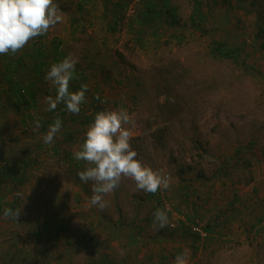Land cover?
<instances>
[{"label": "rangeland", "instance_id": "rangeland-1", "mask_svg": "<svg viewBox=\"0 0 264 264\" xmlns=\"http://www.w3.org/2000/svg\"><path fill=\"white\" fill-rule=\"evenodd\" d=\"M56 3L63 14L61 23L16 55H0V146L38 140L47 146L43 137L57 115L46 111L45 97H54L56 91L45 75L58 58L60 62L71 55L78 59L79 78L74 85L86 84L88 92L78 115L65 108L58 116L62 127L53 145L64 142L70 152L79 149L96 113L124 108L134 114L130 144L136 159L168 175L170 186L151 194L122 179L104 197L103 210L89 204L92 182L79 183L88 193L83 199L56 197L48 207L26 193L16 203L22 212L16 219L19 230H10L16 228L10 221L9 229L0 231V264H50L63 256L74 264H89L90 257L97 255V245L99 251H113L112 240L127 229L140 227L137 236L152 239L153 231L159 233L151 226L158 207L167 208L169 220L159 231L183 244L180 249L187 264H264V0ZM157 11L160 14L153 17ZM165 11H174V18ZM115 12L119 24L112 31ZM197 13L202 15L200 22L193 20ZM216 42L238 51L230 59L221 58L213 52ZM56 45L61 55L57 59ZM39 49L45 56L40 60L47 64L40 77L31 78L20 69L11 76L18 86L27 88L35 82L31 86L41 127L33 131L36 121L24 124L22 111L14 113L5 102L12 94L2 75L10 73L9 63L16 56L33 65ZM88 98L96 100V107L91 106L93 101L87 104ZM54 158L50 161L60 156ZM8 161L7 153L0 150V171L7 170ZM58 178L54 185L59 196L80 187L67 177ZM13 186L3 182L0 188L7 191ZM1 196L3 217L5 208L16 209L8 195ZM63 207L65 219L54 215L50 224L64 223L62 228H49L50 222L40 220L47 219V211ZM148 221L150 226L145 224ZM194 222L208 228L205 240L190 233L188 227ZM143 227L152 233L144 235ZM77 243L88 252H72Z\"/></svg>", "mask_w": 264, "mask_h": 264}, {"label": "clouds", "instance_id": "clouds-1", "mask_svg": "<svg viewBox=\"0 0 264 264\" xmlns=\"http://www.w3.org/2000/svg\"><path fill=\"white\" fill-rule=\"evenodd\" d=\"M62 21L63 14L56 0H0V55H16L31 40L46 35ZM77 63L78 59L69 55L50 66L45 80L56 94L54 97H45L46 111H54L63 104L69 113L79 114L86 100L88 86L82 83L79 91L69 90L70 82L79 78L76 76ZM95 98L100 99L98 95ZM135 126L134 114H129L124 108L100 111L88 126L83 144L74 153V159L89 165L77 175L83 183L92 182L91 206L103 210L107 206L104 197L118 188L125 178L134 181L138 191L151 194L170 186L169 177L136 159L137 152L130 144ZM40 127V121L36 120L33 131ZM61 127L62 121L57 117L44 135V143H52ZM20 214L21 209H4L6 218L16 220ZM168 223L166 211L157 209L153 213L154 230H160ZM174 264H187V255H177Z\"/></svg>", "mask_w": 264, "mask_h": 264}, {"label": "crops", "instance_id": "crops-1", "mask_svg": "<svg viewBox=\"0 0 264 264\" xmlns=\"http://www.w3.org/2000/svg\"><path fill=\"white\" fill-rule=\"evenodd\" d=\"M18 57L16 56L14 58V64H16V59ZM88 100L87 104L94 101L89 98ZM95 105L96 103L91 106L96 107ZM63 139L65 140V138ZM42 144L43 143L40 142V147L38 146L39 148L36 143L23 146L16 143V145H9L7 148L0 146V150L6 152L9 158L7 170L0 171V185H2L3 182H11V184L14 185L13 187L8 188L7 191L4 190V187L3 189L0 188V206L4 198V196L1 195H8V197L13 201V206L16 210L19 209V206H17L16 203L19 204V201L24 199L26 196H31L36 200H43V204H46L47 207L49 206V203H52L51 200H54L56 197L58 199L62 198L64 201H68V199L71 201H79L81 198L83 199V196H88V193H84L81 190L82 186L80 184L82 182L79 180L77 175L78 172L86 170L88 166H85V163H82V161H76V159H74V153L80 150V148H75L72 152H70L69 147H67L64 142H60L56 146L53 145V142L47 144V146ZM56 155L60 156V159L50 161V159H55L54 157H56ZM4 156H6V154ZM56 171L60 174L57 175ZM58 177H67L69 183H80V187H74L75 189L72 191L66 190V192H64L66 195L59 196L61 194H55L57 189H55L54 185L59 183ZM28 187L29 191H27ZM17 193L20 195H17ZM26 193H28V195H26ZM65 212L66 210L64 207L62 209H52L51 211H47L45 213L47 219L40 220L44 221V224L50 222L47 224L49 228H62L64 223L50 224L52 220H54V218H52L54 215H57L58 218H62V220H64ZM100 220L101 218H99V222H101ZM10 221H12L11 224L13 227L16 226V228H10V230H19V227L17 226L19 223H17L16 220L3 216L0 217V231L8 230ZM149 223L150 222L148 221V223L145 224L150 226L148 225ZM143 229V231H145L144 235H150L152 233L150 232L149 227L148 229L143 227ZM141 230L142 228L137 227L130 230V232H127L129 229L125 230L126 232L123 231L121 238L112 240L114 242H111L109 249H113V251H99L101 246L97 245L94 248L97 255L94 254L93 257H90L91 259L89 260V264H174L176 256L182 254L180 248H182L183 244L177 243L175 239L168 240L167 238H164L159 230V233H157V231H153L154 235L152 239L141 238L137 236ZM174 235L173 238L176 237V235L175 237ZM75 250L78 251V253L82 251L88 252L87 247H85L84 244L81 245L80 243L74 245L72 252ZM50 264H74V260L69 259L68 256H63L52 260Z\"/></svg>", "mask_w": 264, "mask_h": 264}, {"label": "trees", "instance_id": "trees-1", "mask_svg": "<svg viewBox=\"0 0 264 264\" xmlns=\"http://www.w3.org/2000/svg\"><path fill=\"white\" fill-rule=\"evenodd\" d=\"M164 8L166 7L165 5L163 6ZM169 13V15L174 18V14L175 12H164V14ZM159 11H157L154 16H158ZM118 14L115 12L114 13V22H113V26H112V31H115L116 29H118V21H119V16H117ZM148 15L147 16H143L144 21L148 20ZM200 19H202V15L200 13H197L194 17L193 20L200 22ZM263 34H264V30H263ZM236 50H234L233 48H229L225 43L223 42H216L214 43V49L213 52L215 54H217V56L221 57V58H226V59H230L232 57V54L237 53L238 48H235ZM58 45H56L54 47L53 50V55L54 58L56 57H60V53L58 52ZM35 59L38 61H35L33 65H27L26 63L24 64L23 59L21 58V56H19L16 59V64H14V61H11L9 63V71L10 73L8 75H2L6 81L8 82V90L10 91V93L12 94V98L9 99V97L5 100V102H7L8 107L10 108L11 111H13L14 113H18L19 111H22V116H21V120L22 122L25 124H29L30 122H35L36 120L41 121L40 119V115H39V111L37 110V102H36V97H34L35 95V90H33V85L31 86V84L35 83L33 80L29 82L28 87H24V86H18L17 84L13 83V80L11 78V76H16L18 69H20L24 74L26 75H31V78H35V77H40L41 72L43 70H45L47 68V64L44 62V60H40V57L43 58L45 57L43 52L39 49L35 52ZM37 58V59H36ZM59 59L57 61H55V63L59 62ZM123 61V59H122ZM75 80H72L70 82V91H79L80 90V82H77L76 85H74ZM93 100V99H92ZM88 99H87V103H88ZM96 103V100L94 99L93 102H91L92 105H94ZM59 110L58 112L56 111V109L54 111L50 112V116H52V114H54V117L57 115L60 116L61 113H63L65 111V106L63 104L58 105L57 107ZM60 112V113H59ZM59 113V114H58ZM36 116L38 117L37 119ZM49 123V121H45V124ZM53 123V121H52ZM44 126V124H42ZM44 130V127L43 129ZM42 132V131H41ZM40 142L41 140L37 141V147H40ZM38 147V148H39ZM37 150V149H35ZM34 152V150H33ZM151 196V195H150ZM208 228H205L204 230L208 232L207 230Z\"/></svg>", "mask_w": 264, "mask_h": 264}, {"label": "built area", "instance_id": "built-area-1", "mask_svg": "<svg viewBox=\"0 0 264 264\" xmlns=\"http://www.w3.org/2000/svg\"><path fill=\"white\" fill-rule=\"evenodd\" d=\"M165 176L169 177L168 175H165ZM161 190H163V188H161ZM157 209L167 212V208L165 207H160V208L158 207ZM170 226L173 227V225H170ZM188 228L190 230V233L194 235L195 237H197L198 239L205 240L207 238V233L203 230L202 226L199 223L197 222L190 223Z\"/></svg>", "mask_w": 264, "mask_h": 264}]
</instances>
